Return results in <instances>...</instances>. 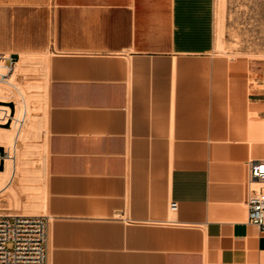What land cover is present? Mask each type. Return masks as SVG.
I'll use <instances>...</instances> for the list:
<instances>
[{
	"label": "crops",
	"instance_id": "0c3cea01",
	"mask_svg": "<svg viewBox=\"0 0 264 264\" xmlns=\"http://www.w3.org/2000/svg\"><path fill=\"white\" fill-rule=\"evenodd\" d=\"M229 52L216 0H0V60L45 84L48 264H264V71Z\"/></svg>",
	"mask_w": 264,
	"mask_h": 264
},
{
	"label": "rangeland",
	"instance_id": "374dc122",
	"mask_svg": "<svg viewBox=\"0 0 264 264\" xmlns=\"http://www.w3.org/2000/svg\"><path fill=\"white\" fill-rule=\"evenodd\" d=\"M216 28L218 43L227 45L230 54L253 61L259 70L264 71V0H216ZM17 64L18 61L8 64L0 60V101L14 100L15 92L24 93L28 97L26 116L35 123V128L25 140L16 143L20 169L12 186L0 192V214L43 215L40 185L44 178L43 117L47 111L45 84L24 83L18 75ZM27 123L28 120L21 128L22 131L26 130ZM2 128L0 132L9 133V125ZM0 152L4 157L3 147H0ZM2 172L4 169L0 168V175ZM8 249H12V244L8 245Z\"/></svg>",
	"mask_w": 264,
	"mask_h": 264
},
{
	"label": "built area",
	"instance_id": "2783aa9c",
	"mask_svg": "<svg viewBox=\"0 0 264 264\" xmlns=\"http://www.w3.org/2000/svg\"><path fill=\"white\" fill-rule=\"evenodd\" d=\"M245 186L248 223L264 233V159L247 162ZM49 225L45 215L0 214V264H48Z\"/></svg>",
	"mask_w": 264,
	"mask_h": 264
},
{
	"label": "bare ground",
	"instance_id": "6f19581e",
	"mask_svg": "<svg viewBox=\"0 0 264 264\" xmlns=\"http://www.w3.org/2000/svg\"><path fill=\"white\" fill-rule=\"evenodd\" d=\"M27 100L28 97H26L24 93L15 92L14 100L9 102L0 101V129H3L2 127L6 125L10 127V129H8L9 133L0 132V139L2 140L0 142V147L5 149L4 157H2L0 152V168L4 169V172L0 175V192L12 186L14 178L20 169V166L18 167L20 164V156L17 152L16 143L19 140H25L28 134L35 128V123L32 120L30 121L26 116V109L28 106ZM8 103H11V105H8ZM12 103L14 104V108L12 107ZM27 120V128L25 131H22L21 128ZM7 143L8 145H6Z\"/></svg>",
	"mask_w": 264,
	"mask_h": 264
}]
</instances>
